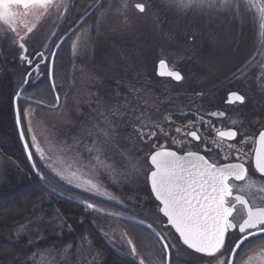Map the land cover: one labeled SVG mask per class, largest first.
Masks as SVG:
<instances>
[{"label": "rangeland", "instance_id": "rangeland-1", "mask_svg": "<svg viewBox=\"0 0 264 264\" xmlns=\"http://www.w3.org/2000/svg\"><path fill=\"white\" fill-rule=\"evenodd\" d=\"M97 1L53 0V7L47 10L33 6L28 9L11 6L13 12L23 13L22 18L17 16L13 23L20 35L25 34L24 24L35 25L33 33L27 36L26 44L28 58L33 61L31 66L21 59V51L14 46L19 62L25 69L17 82L19 87L22 86L21 89L28 87L30 92L32 87H39L42 81L47 79V67L53 54L55 56L61 51H67L71 56L72 64L68 79L64 80L65 85L62 84L61 74L55 78L61 90L59 108L50 110L24 100L20 101L21 129L29 142L34 163L51 188L56 187V190L63 194H74V197L79 199L84 196L73 193L69 188L91 194L99 200L94 201L88 197H84L88 200H82L99 205L105 210L101 213L83 208L79 217L69 220L56 204L51 211L35 215L17 226L14 242L25 238L30 244H38L52 238H62L73 233L83 221L90 222L88 230L76 241H68L58 247H35L21 259L20 264H108L109 252L113 254V259L122 255L121 257L125 256L124 258L135 264H140L141 260L144 264H155V259L157 264H162L163 255L160 259L157 258L153 248L156 243L151 236L150 240L143 235L141 228L127 219L111 214L150 218L155 223V201L147 183V174L150 171L147 157L155 148V136L141 138L137 129L148 132L155 117V105L158 106L160 101L155 99L153 83L146 85L145 83L149 82L146 79L158 78L155 65L159 60H165L169 67L181 72L184 77L181 85L173 83L178 85L170 86L163 83L167 85L164 86L166 89L187 90V87L194 89L198 85L206 87L209 83V86L215 89L216 83L211 82L218 76L225 75L227 80H232V86H228V89L233 87L230 90H235L237 55L235 52L233 54L230 48L237 42L240 45H253L259 40L264 41L259 37L264 34V28L256 23L262 13H240V17L244 16L251 23L238 22V26L244 27V31L236 40L234 38L237 24L233 22L230 13L197 9L177 12L168 6L167 0H109L113 5L112 10L101 15L108 6L107 2L104 8L89 10L94 3L99 2ZM81 3L83 6H80ZM125 3L127 6L121 7ZM137 3L146 5L145 12L141 13L135 8ZM3 7V3H0V9ZM88 12L91 14L75 26ZM261 20L264 21V17ZM167 29L174 33L171 39L163 37L166 32L163 31ZM0 31L9 37L12 36V32L2 21ZM186 31L196 37L195 42L188 43L189 35L183 33ZM180 34L183 37H180ZM184 36L187 37L186 40ZM156 45L163 47V53L155 52ZM177 48L181 51L174 53L173 50ZM39 53H43V59H38ZM249 68L251 67L245 68L243 73H247ZM115 76L140 84L137 85L138 88H134L132 83L124 81L123 84L120 82L114 94L106 87L105 92L103 89L98 92L96 87L102 82L108 84L109 79H115ZM157 85L159 87L160 82ZM48 86L51 91L49 82ZM121 90L123 91L120 92ZM230 90H215L216 93L207 94L211 98L203 95L196 105L206 106V103L213 99L223 101L226 92ZM191 97L187 95L179 100L194 103L195 99ZM143 98L149 100V106L144 103ZM37 100L49 103L45 95L38 94ZM208 104L216 105L217 102ZM116 108H119L116 117H108L112 121L111 135L98 137V129L91 127L97 122L98 112ZM225 108L231 111V108ZM139 110L143 111L138 115ZM231 123L233 119H229L226 124ZM33 136L44 154V159H41L31 146ZM17 139L20 143L19 137ZM94 140L98 141L95 146ZM66 143L75 144L85 160L89 158V149L92 148V164L88 168L75 164L72 153H62L59 150ZM10 144L11 141L7 138L0 137V148ZM6 158L11 165L6 162ZM129 162L136 165L135 169L130 167ZM16 163L22 167L16 158L0 154V177L8 169H14ZM57 171L63 172L66 178L61 179ZM69 179L71 183L68 182ZM89 184L97 185L100 192L92 191ZM104 200L111 205H117L118 208L99 203ZM168 240L172 245V259L175 263H183L186 257L190 258L177 240L172 236ZM139 245L146 250L145 254ZM248 264L264 262L255 257L250 259Z\"/></svg>", "mask_w": 264, "mask_h": 264}, {"label": "snow or ice", "instance_id": "snow-or-ice-1", "mask_svg": "<svg viewBox=\"0 0 264 264\" xmlns=\"http://www.w3.org/2000/svg\"><path fill=\"white\" fill-rule=\"evenodd\" d=\"M106 2L108 6L104 8ZM167 2L168 6L177 12L197 9L200 11H223L235 15L237 10L245 7L244 0H167ZM3 5L4 7L0 9V21L6 24L12 32V36L9 37V43L21 51V59L26 60L28 65L31 66L33 61L28 58L26 44L27 36L33 33L35 25L24 24L25 34L20 35L16 27H13V23L17 16L22 18L23 13L13 12L11 6L16 5L18 8L24 9L33 6L47 10L53 7V0H3ZM126 6V3L121 5V7ZM96 7L104 8L101 15H105L112 10L113 5L109 0H100L98 4L94 3L92 5L93 10ZM135 8L143 13L146 10V5L137 3ZM259 10L264 14V7ZM188 40L189 42H195L196 37L190 35ZM38 59H43V53L38 54ZM36 67L38 69L39 64ZM167 67L166 61L160 60L159 68L161 71L158 74L171 77L178 82L184 79L179 71H164L163 69ZM238 71L243 74V69H238ZM246 99L243 93L231 91L228 93L227 102L243 105ZM118 112L119 108L98 112L97 122L91 126L94 130L98 129V137L111 135L110 126L112 121L108 117L111 115L115 118ZM208 115L211 117H222L225 114L222 112H211ZM20 121L21 112L17 109L18 125ZM137 131L141 138H151L156 135L152 131L144 132L141 129H137ZM161 131H164V129L161 128ZM180 131V128L176 129L177 133ZM186 135L197 141L201 140V136L198 135L197 131H189ZM216 135L221 140H235L238 144H246L248 140L247 136H241L237 140L238 135L241 134L233 129L217 131ZM20 136L24 140L23 131L20 132ZM257 142L258 147L255 149L254 157L255 169L259 173L264 174V130L259 132ZM97 143L98 141H93L94 146ZM31 146L35 148L41 159H44L43 152L36 144L35 136L31 139ZM205 147L207 148V143H205ZM217 147H220V145L217 144ZM24 148L31 160L32 152L29 151V142H24ZM228 149V154L235 150L236 159L239 160L241 155L240 148H234V145L229 143ZM59 150L62 153H72L73 162L81 167L88 168L92 164V148L89 149V158L87 160L73 143L63 144ZM147 162L151 166L147 174V181L150 185L151 194L154 196L155 201L158 202L159 212L166 219L165 227L174 230L176 239L188 249L203 257L211 258L209 264H237L239 250L246 241L254 238H264V207H252L242 195H234L233 192L234 187H236L233 181H242L247 176L248 168L243 162L221 165L198 152L188 151L181 155L163 145L151 152L147 157ZM129 163L130 167L135 169L136 165ZM104 166L108 167V165ZM32 167L35 169L36 165L33 164ZM38 175L42 176L40 173ZM57 175L61 179L66 178L61 171H57ZM68 182L71 183V179ZM89 187L94 192H100V188L97 185L89 184ZM240 190L243 191V189ZM237 205L242 206L245 210V215L239 221H236L233 215L237 211ZM85 206L89 209H95L96 207L94 204L87 202H85ZM141 223H144V221H141ZM147 227L151 229L153 225L148 224ZM230 230L238 231L239 233L238 238L231 244L228 243ZM158 236L163 250L167 253L172 247L167 234L162 232ZM133 251H135V248H133ZM140 264H144V261L141 260ZM168 264H170V259Z\"/></svg>", "mask_w": 264, "mask_h": 264}, {"label": "trees", "instance_id": "trees-1", "mask_svg": "<svg viewBox=\"0 0 264 264\" xmlns=\"http://www.w3.org/2000/svg\"><path fill=\"white\" fill-rule=\"evenodd\" d=\"M80 6H83V3H81ZM248 20V19H247ZM250 24V23H247ZM247 27V31H249ZM166 31V32H165ZM244 31V27L242 26H236V37L234 39H239V35L242 34ZM162 33V30L160 31ZM163 37L164 39H171V37L174 35L173 32H171L169 29L164 30ZM186 35L190 36V33L188 34V31L183 32ZM249 35V34H248ZM180 37L181 36L180 34ZM185 40H186V36ZM187 41H185L186 43ZM188 43L191 44V42ZM187 44V43H186ZM187 44V45H189ZM250 44V43H249ZM252 48V45H246L242 44L240 45L238 42L235 43L230 49L231 52L236 53L237 55V63L236 67H239V63L242 61V59L246 56L247 52H249ZM162 46H155V52L157 53H163L164 49ZM184 49V48H182ZM177 51H181L180 48L174 49L173 52L176 53ZM71 56L69 55V52L63 53V51L59 52L55 55L54 63H53V78L56 82L55 78H58V75L61 74V77L63 78V86L64 80L68 79L69 70L71 68V62H70ZM235 67V68H236ZM234 68V70H235ZM22 67V65L19 62V57L17 53V49L9 43V36L5 35L2 31H0V137L7 138L9 141H11V144L9 146L1 147L0 148V154L8 155L10 157H14L21 163L22 167L19 165L14 164V169H8L4 174L0 177V264H20L21 259H23L25 256L30 254L35 247L43 248V247H58L61 244H64L68 241H76L78 237H82L85 231L88 230V226L90 225V222L88 220L83 221L77 229L71 234H66L62 238H52L44 242H40L38 244H30L28 241H26L25 238H22L21 240H18L17 242H14V232L17 226L27 222L29 219H31L33 216H37L38 214H42L43 212H49L51 211L56 204L61 207L63 215L67 219H75L79 217L82 214L83 207L81 206L84 204V202H81V205L76 202L67 201L59 196H57L55 193L51 192L50 189H48L46 186L47 181L44 179V176L38 175L39 170L37 168V173H34L31 168L29 167L25 154L22 152L23 148L21 146V143L18 142L17 139V130L15 125V110H14V99L16 97V92L19 88L17 82L21 75H23L25 69ZM116 78H110L109 83L102 82L98 87V92L100 90H104L105 87L107 90L115 93V91L118 90V86H120V82L123 84L129 83L133 84L134 88H138L137 85L140 83H137L135 81H132L130 79L125 80L124 78H120L118 76H115ZM149 82L145 83L146 85H154V88L158 85L154 84L155 80H160L158 78L154 79H146ZM151 80V83H150ZM48 80L44 79L42 83L39 85V87H32V92L28 91V87L23 89L22 94L25 97L31 98L33 100H37V95H45V99L49 101V103L44 102L48 105L55 104L54 97L52 92L49 89L48 86ZM211 83H216V88L206 85H198V87L189 88L187 87V90H177V89H166L162 83H160L159 90L160 94L155 96V99L160 101L159 105H164L165 103L176 105V106H184V105H196L198 103V100L203 97L201 95L203 92L208 95L215 92V90H230L233 87H230L228 89V86H232V80H227V77L224 76H218L215 81H212ZM179 83V85H181ZM55 85L58 87V83L56 82ZM109 85V86H108ZM163 85V86H162ZM174 84H172L173 86ZM178 85V84H176ZM174 85V86H176ZM171 86V85H170ZM225 86V87H224ZM95 87V85H94ZM158 88V87H157ZM185 89V88H184ZM198 89V90H197ZM163 90H166L168 92H163ZM121 90L120 92H122ZM184 92V93H183ZM191 93L192 97H194V103L187 102L185 100L180 101L179 99H182L185 95ZM202 92V93H201ZM121 95H125L123 93H120ZM187 96V95H186ZM188 96H190L188 94ZM215 96V95H214ZM207 98H211L207 96ZM174 99V101H172ZM144 103H147L146 105L149 106V100L147 98H143ZM166 100H170L169 102H165ZM20 101L17 102V107L20 110ZM39 101V100H37ZM154 101V100H153ZM172 101V102H171ZM179 101V102H175ZM139 102V101H138ZM175 102V103H174ZM165 104V105H166ZM208 104V103H206ZM155 110V109H154ZM143 110H139L138 115ZM148 112V111H147ZM154 113V112H153ZM138 117V116H137ZM155 120V117L154 119ZM152 120V125L149 128L148 131L155 132V121ZM138 125V123H137ZM151 129V130H150ZM155 139V138H154ZM6 162L10 164L9 160L6 158ZM41 174V173H40ZM52 186V185H51ZM66 186V185H65ZM53 187V186H52ZM67 187V186H66ZM55 190L57 189L54 187ZM69 188V187H67ZM73 193L76 194H83L79 193L75 189L69 188ZM85 194V193H84ZM151 194V193H150ZM68 195V194H66ZM72 199L76 200L74 197V194L69 195ZM84 197H88V194L81 195ZM152 196V195H151ZM82 197V199L84 198ZM79 198V197H77ZM89 198V197H88ZM88 198H84L87 199ZM153 198V197H152ZM81 199V200H82ZM90 199V198H89ZM86 200V201H87ZM141 228V227H140ZM92 231H94L92 229ZM126 253V251H124ZM113 254L109 252V260L108 264H132L129 263L126 260L116 258L113 259ZM117 260V261H115ZM172 264H182L179 262H176L172 259Z\"/></svg>", "mask_w": 264, "mask_h": 264}, {"label": "flooded vegetation", "instance_id": "flooded-vegetation-1", "mask_svg": "<svg viewBox=\"0 0 264 264\" xmlns=\"http://www.w3.org/2000/svg\"><path fill=\"white\" fill-rule=\"evenodd\" d=\"M85 1L92 2L93 0ZM98 1L100 2V0ZM244 4L245 7L237 10L235 15L230 13L234 19L233 22L237 25L239 24L238 22L242 24L251 23L244 16L240 17L241 12L261 14L259 9L264 7V0H244ZM215 12L224 13L223 11ZM262 17H264V14L256 20V23L264 28V21L261 20ZM67 21L68 20H66V22ZM259 37L264 39V34H260ZM247 67H251L247 73L241 74V72L238 71V69L244 70L245 68L247 69ZM169 68L175 70L174 68ZM235 77L237 81L234 85L235 90L226 92L223 100L224 103L220 99L222 104H220L219 99H213L207 103L216 101L218 105H155V150L163 145L170 150L178 152V154H184L188 151L198 152L221 165L243 162L248 168V173L244 180L233 181L236 185L233 190L234 195H242L252 207H264V174L259 173L255 169L254 161L255 149L258 147V134L260 131L264 130V41L262 42L259 40L252 45L251 50L247 52L246 56L239 63V67H236ZM158 79L160 80H155V85L158 82L169 85L175 84L170 78ZM231 91L243 93L247 98L246 102L243 105L239 103H227V95ZM163 92L168 91L163 90ZM158 94H160L159 87H155V96ZM188 94L192 95L190 92ZM188 94L184 95L186 96ZM202 95L206 96L204 92ZM225 107L231 108V111H228ZM211 112H222L225 115L222 117H211L208 115ZM229 119H233V123L226 124ZM161 128H163L164 131H161ZM177 128L181 129L179 133L176 132ZM230 129L237 130L238 133L241 134L238 135L237 140H239L241 136H247V143L238 144L235 140H221L216 135L217 131H227ZM189 131H197L198 135L201 136V140L197 141L187 136L186 133ZM205 143H207V148L205 147ZM229 143L233 144L234 148H240L241 155L239 160L236 159L235 150H232L230 154H228ZM217 144L220 145V147H217ZM240 189H243V191ZM157 205L158 202L155 201L156 232L158 234L164 232L167 234L168 238L172 236V238L177 240L171 230L165 227L166 219L159 212ZM233 215L236 221H239L245 215V210L242 206L237 205V211L234 212ZM147 219L154 224L150 218ZM238 236V231L230 230L228 234V243L231 244ZM155 243L157 245L159 244L156 238ZM184 249L188 252L190 258L186 257L187 259H184L182 264H209L211 258L203 257L187 248ZM174 252L176 253V251ZM170 254H172L171 248ZM255 257H258L260 261L264 262V238H254L250 241H246L239 250L237 264H248L249 260Z\"/></svg>", "mask_w": 264, "mask_h": 264}, {"label": "water", "instance_id": "water-1", "mask_svg": "<svg viewBox=\"0 0 264 264\" xmlns=\"http://www.w3.org/2000/svg\"><path fill=\"white\" fill-rule=\"evenodd\" d=\"M0 3H3V0H0ZM164 71H168V68H166V69H163ZM159 71H161V69L159 68V62H158V64H157V68H156V74L158 75V76H160L158 73H159ZM227 101H228V96H227ZM15 114H16V122H17V109H15ZM17 127H18V134H19V137H20V140H21V142H22V145H23V147H24V140H22L21 139V136H20V132H21V128H20V124L18 125L17 124ZM25 149V148H24ZM25 153H26V156H27V159H28V162H29V164H30V166L32 167V165L34 164L33 163V160L31 159H29V157H28V152L27 151H25ZM32 169H33V167H32ZM148 185H149V183H148ZM149 188H150V185H149ZM150 191H151V189H150ZM58 196H60V197H63L64 199H68L67 197H65V196H63V195H61V194H57ZM154 197V196H153ZM96 209V208H95ZM98 210V209H97ZM98 211H101V210H98ZM128 220L129 221H131V222H134V223H137V224H140V225H144V226H146L147 227V225L146 224H144V223H141L140 221H138V220H136V219H132V218H128ZM168 262H169V254H168V252H167V264H168Z\"/></svg>", "mask_w": 264, "mask_h": 264}]
</instances>
